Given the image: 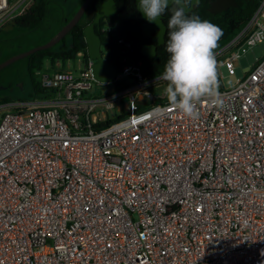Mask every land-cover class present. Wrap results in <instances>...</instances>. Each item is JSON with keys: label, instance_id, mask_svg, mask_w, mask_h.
Returning <instances> with one entry per match:
<instances>
[{"label": "built area", "instance_id": "2783aa9c", "mask_svg": "<svg viewBox=\"0 0 264 264\" xmlns=\"http://www.w3.org/2000/svg\"><path fill=\"white\" fill-rule=\"evenodd\" d=\"M33 2L0 0V27ZM260 44L264 0L213 50L223 105L202 98L197 120L152 93L163 73L140 61L122 57L119 86L101 96L90 58L36 70L50 96L0 103V264H264ZM248 51L249 69L223 87L219 67L234 73Z\"/></svg>", "mask_w": 264, "mask_h": 264}, {"label": "trees", "instance_id": "16d2710c", "mask_svg": "<svg viewBox=\"0 0 264 264\" xmlns=\"http://www.w3.org/2000/svg\"><path fill=\"white\" fill-rule=\"evenodd\" d=\"M81 1L77 0L75 3L74 0H34L26 13L4 23L0 27V61L34 45L46 42L74 14ZM235 1L236 5L215 13L200 7L190 15V18L198 16L201 20H206L221 30L222 35L217 42V47L230 39L243 26L260 0ZM165 14L166 32L164 42L157 45L154 56L147 59L141 52L140 47L147 41L156 42V36L153 34L152 38L143 37L140 27L141 16L133 5L127 3L119 17L113 16L119 25L120 37L123 42L113 38L107 28L102 29L103 23H101V30L97 31L106 58L117 67L121 66L122 57H126V61L130 63L140 61V68L145 75L155 76L163 73L170 58V53L166 50L170 31L167 24L170 16H168V13ZM89 19V15L84 13L60 41L51 47L36 50L21 58L33 89L30 98L52 94L51 90L41 86L38 76L35 74L36 70L42 69L44 58L49 59V65L52 67L56 60L73 59L78 51H83L82 59L86 62L88 56L85 53L82 29ZM33 40H36V42L30 44ZM126 43L129 45L127 46ZM14 62L0 69V88L3 90H6L8 86L17 88L16 70L11 66ZM114 83L116 87L119 86V83ZM11 101L10 95L0 91L1 103ZM113 120L111 118L107 119L103 124Z\"/></svg>", "mask_w": 264, "mask_h": 264}, {"label": "clouds", "instance_id": "9594fccd", "mask_svg": "<svg viewBox=\"0 0 264 264\" xmlns=\"http://www.w3.org/2000/svg\"><path fill=\"white\" fill-rule=\"evenodd\" d=\"M178 5L180 0H172ZM169 6V0H140L139 8L149 22L159 25V18ZM170 53L161 79L168 82L165 94L169 104L183 117L199 119L198 104L209 98L217 107L223 100L217 91V62L213 50L222 35L221 30L198 16L188 18L182 7H176L168 20Z\"/></svg>", "mask_w": 264, "mask_h": 264}, {"label": "water", "instance_id": "95a60500", "mask_svg": "<svg viewBox=\"0 0 264 264\" xmlns=\"http://www.w3.org/2000/svg\"><path fill=\"white\" fill-rule=\"evenodd\" d=\"M169 0V4H170ZM136 8L142 16L141 30L143 37H150L151 32L154 31L156 35V43H144L141 45L140 50L146 56L147 59H151L157 51V45L164 42V35L166 32V24L163 22L162 16L159 18V25L157 23L149 22L145 14L140 10L139 3L140 0H135ZM235 0H217L211 6L208 7V11L215 13L217 11L223 10L228 6L235 5ZM90 5L93 19L86 22L83 25V37L85 42V53L90 61V69L93 77L101 82H113L116 73L117 66L112 64L106 56H102L100 46L101 39L97 32L99 26L100 17L110 16L116 12V0H82L74 14L66 21L64 25L61 26L56 33L42 44L35 45L31 48L23 50L21 52L15 53L2 61H0V69L7 66L8 64L36 51L39 49H44L51 47L55 43L61 40L70 30V28L81 18L87 7ZM178 6H184L183 1L180 0L178 5H171L172 13L174 9ZM188 8H184L187 11ZM106 26V24H105ZM107 27L113 38H118L120 36L119 25L108 23Z\"/></svg>", "mask_w": 264, "mask_h": 264}, {"label": "rangeland", "instance_id": "374dc122", "mask_svg": "<svg viewBox=\"0 0 264 264\" xmlns=\"http://www.w3.org/2000/svg\"><path fill=\"white\" fill-rule=\"evenodd\" d=\"M74 2L76 3L77 0H74ZM34 42H36V40H33L32 42H30V44H33ZM263 49H264V45L260 44L254 47V52L257 56H260ZM101 51L104 53L103 48H101ZM237 61L238 62H235L236 65L234 68V73L232 74L228 73L226 68L223 65L219 67V71L222 75L221 84L223 85V87L232 86L236 82L237 78H240L243 75V73L249 69V64L253 61L252 53L250 51L246 52L245 56H240ZM48 64H49V60L47 58H44L43 64H42V71L52 72L54 69H58V68L71 69L73 71H77L78 68L82 67L83 61H82L81 56L76 55V57L73 59L59 60V63L54 64L52 68H50ZM11 66H13V69L16 70L17 79L19 81L17 80V88H14L13 92L10 94L12 101L9 103H5V107H8V108H12L14 106L13 102L17 100L23 101V100L31 99L30 97L33 92V89L31 87V83L29 81L27 71L24 68L22 59L20 58L16 60ZM167 85H168V82L164 80L163 83L160 86H158V88L152 90V93L154 95H158L161 92L165 93V89ZM116 88L117 87L115 86L114 82H109L103 85L93 84L89 90V94L96 95V96L107 95L113 92ZM217 88H219L218 82H217ZM8 90L7 89L3 90L0 88V91H2V93L4 94L10 93ZM100 110L101 108L98 107L96 111L99 114V121H102V116H101L102 112H99ZM102 111L105 112L106 118L115 119L118 115L124 113V108L122 105L121 112H119L116 108H112L110 110L103 109Z\"/></svg>", "mask_w": 264, "mask_h": 264}, {"label": "flooded vegetation", "instance_id": "af4514ba", "mask_svg": "<svg viewBox=\"0 0 264 264\" xmlns=\"http://www.w3.org/2000/svg\"><path fill=\"white\" fill-rule=\"evenodd\" d=\"M183 1V4L184 6H178V7H182L183 9L184 8H188L187 11L184 10V15L188 18H190V15L192 14V12H194L196 9L200 8V7H204L206 10H208V7L211 6L214 2H216L217 0H182ZM236 2V1H235ZM116 12L111 14L109 17L106 16V17H100V20H99V26L101 25V23H103V27L102 29H104V27H107V24L108 23H111V24H117V22L114 20L113 16L115 17H119V15L121 14L124 6L129 3L130 5H133L135 8H136V3H135V0H116ZM171 5H175L172 3V0L170 1V4L168 6V8L165 10L164 14L162 15V19H163V22H164V17H165V13H168V16L171 17V15L173 14L172 13V10H171ZM236 5V4H235ZM234 6V5H233ZM228 7H231V6H228ZM226 7V8H228ZM225 8V9H226ZM137 10V8H136ZM224 10V9H223ZM138 11V10H137ZM221 11V10H220ZM139 12V11H138ZM218 12V11H217ZM84 13H87L90 17V19L88 20L91 21L94 17V15H92V11L90 9V5L87 7V9L85 10ZM83 13V14H84ZM140 14V12H139ZM141 16V14H140ZM141 22H142V16H141ZM141 22H140V27H141ZM165 23V22H164ZM106 24V26H105ZM166 24V23H165ZM118 25V24H117ZM110 28V27H109ZM101 30V27H99V29H97V31ZM155 35V32L152 31L151 32V36L152 35ZM144 37V38H152V37ZM156 36V35H155ZM144 43H156V42H152V41H147V42H144ZM143 43V44H144ZM10 93H7V95H10L13 90H14V87H10L8 86V88H6Z\"/></svg>", "mask_w": 264, "mask_h": 264}, {"label": "crops", "instance_id": "0c3cea01", "mask_svg": "<svg viewBox=\"0 0 264 264\" xmlns=\"http://www.w3.org/2000/svg\"><path fill=\"white\" fill-rule=\"evenodd\" d=\"M49 60V59H48ZM55 62H59V60H56ZM57 64V63H56ZM49 65V64H48ZM50 68H52L50 65H49Z\"/></svg>", "mask_w": 264, "mask_h": 264}]
</instances>
